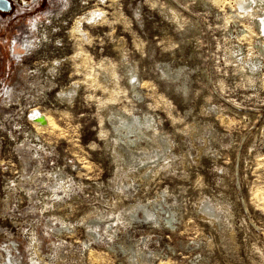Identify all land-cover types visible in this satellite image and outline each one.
Masks as SVG:
<instances>
[{
  "label": "rangeland",
  "instance_id": "374dc122",
  "mask_svg": "<svg viewBox=\"0 0 264 264\" xmlns=\"http://www.w3.org/2000/svg\"><path fill=\"white\" fill-rule=\"evenodd\" d=\"M237 1L42 0L2 15L0 246L23 264H264V33L235 20ZM135 118L138 143H170L159 172L116 130ZM164 190L173 221L132 215Z\"/></svg>",
  "mask_w": 264,
  "mask_h": 264
},
{
  "label": "bare ground",
  "instance_id": "6f19581e",
  "mask_svg": "<svg viewBox=\"0 0 264 264\" xmlns=\"http://www.w3.org/2000/svg\"><path fill=\"white\" fill-rule=\"evenodd\" d=\"M236 3L238 4L237 5L238 9H236L234 7L235 10L233 12V13H235V16H234L235 20L237 21L238 18L242 17V16L256 17V19H258V24L261 27L262 32L264 33V0H238ZM95 13L96 12H93L92 15L94 16ZM77 24H79V21H77ZM35 26H37V25H35ZM36 46H37L36 43L34 41H32L31 39H25L21 42V50L23 49L24 51L31 50V49L35 48ZM21 50L18 49L17 46H14L12 49L13 53L16 54V58H18V59H20L22 57ZM262 57L263 56H261L260 58H257V61L260 60ZM257 61H256V63H257ZM254 62H253V64H254ZM255 65H257V64H255ZM255 65H253V66H255ZM260 65H262V68L264 69V58L262 59V62L260 63ZM8 86L5 87V89L8 90L9 89ZM30 115H31L30 120L32 123H34V125L36 127V131L40 132V131L49 129L52 126V122H51L49 116L46 115V113H44L43 111H41L39 108L33 109L31 111ZM139 123H142V120L139 118H135L133 121H131V119H129L127 121V119H126L121 124V127L117 128L116 130L117 131H122V129L127 130L123 133V135L126 138L127 142L134 145V147L132 149L134 151H136V153H138V154H140V153L146 154L145 159H141V163H144V164L147 163V165H146V171L147 172L148 171H151L152 173L159 172L158 170H155L158 168V167L155 168V165H158L159 167L164 166L165 161H166V159L164 157H167V148H168L169 141H167L164 144L160 143V144L156 145L155 146L156 150L154 152H151L150 148L147 145H143L142 143H138V139L140 136L138 135L139 131L136 129H138V126L140 125ZM37 135H39V133H37ZM117 155L121 156V160L117 163L118 167L121 168L123 163L127 161V157H126L125 153L123 151H121V149H117ZM165 191L166 190H164L162 193L158 192L157 196L155 197V200H150L147 203H141V204L137 205L135 208H133L131 210L132 215L134 217L140 219L141 218V212H142L145 215L146 219H153V221H154V219H157L160 216L167 215L165 220H167V222H169V223L171 221H173L175 218L173 216V211L171 209V206L169 205V201L166 199ZM167 206L169 208H167ZM198 207L201 208V210L203 212H206L207 215L211 216L212 218L220 219V211L214 205L213 202H210L208 200H202L199 203ZM3 243H5V242H3ZM3 243L0 246V264H23L22 257H21L22 251L20 252L17 245L15 243H13V244H8V243L3 244ZM153 252L151 251V254L156 255ZM132 253L136 254V256L140 260H142L143 255L144 256L147 255V253L145 251H143L142 248H138L137 251L135 249H132Z\"/></svg>",
  "mask_w": 264,
  "mask_h": 264
},
{
  "label": "flooded vegetation",
  "instance_id": "af4514ba",
  "mask_svg": "<svg viewBox=\"0 0 264 264\" xmlns=\"http://www.w3.org/2000/svg\"><path fill=\"white\" fill-rule=\"evenodd\" d=\"M41 3L42 0H0V32L5 31L8 25L7 21L10 18H3L2 15L9 14L17 8L15 15L19 16L24 14L25 11L32 6H34V9L39 8ZM0 42L2 43V40Z\"/></svg>",
  "mask_w": 264,
  "mask_h": 264
},
{
  "label": "water",
  "instance_id": "95a60500",
  "mask_svg": "<svg viewBox=\"0 0 264 264\" xmlns=\"http://www.w3.org/2000/svg\"><path fill=\"white\" fill-rule=\"evenodd\" d=\"M43 119V118H42Z\"/></svg>",
  "mask_w": 264,
  "mask_h": 264
}]
</instances>
